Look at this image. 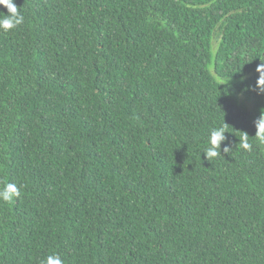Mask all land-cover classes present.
Wrapping results in <instances>:
<instances>
[{"label":"trees","instance_id":"trees-1","mask_svg":"<svg viewBox=\"0 0 264 264\" xmlns=\"http://www.w3.org/2000/svg\"><path fill=\"white\" fill-rule=\"evenodd\" d=\"M14 2L0 188L20 195L0 200V264H264V0Z\"/></svg>","mask_w":264,"mask_h":264},{"label":"clouds","instance_id":"clouds-1","mask_svg":"<svg viewBox=\"0 0 264 264\" xmlns=\"http://www.w3.org/2000/svg\"><path fill=\"white\" fill-rule=\"evenodd\" d=\"M0 6L7 10V14L0 17V30L10 31L23 24L24 16L18 10L14 0H0ZM255 71L258 73L255 91L258 95H264V63L257 65ZM256 128L255 140L259 145H264V108H261L259 117L254 121ZM225 133H229L224 125L211 129L208 136V146L202 152L208 161L220 157L221 145L227 137ZM239 138V149L251 151L253 145L249 142L248 134L244 132ZM232 149L228 146L223 148V152L228 154ZM20 195L19 189L13 183H7L0 188V200L11 202ZM42 264H63L59 254L46 257Z\"/></svg>","mask_w":264,"mask_h":264}]
</instances>
